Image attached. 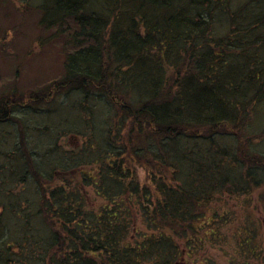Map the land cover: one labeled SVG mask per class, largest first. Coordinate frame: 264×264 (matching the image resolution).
<instances>
[{"label":"trees","instance_id":"obj_1","mask_svg":"<svg viewBox=\"0 0 264 264\" xmlns=\"http://www.w3.org/2000/svg\"><path fill=\"white\" fill-rule=\"evenodd\" d=\"M13 1L62 62L0 111L16 262L263 263L258 219L229 201L264 184V0ZM68 132L86 143L63 149Z\"/></svg>","mask_w":264,"mask_h":264},{"label":"rangeland","instance_id":"obj_2","mask_svg":"<svg viewBox=\"0 0 264 264\" xmlns=\"http://www.w3.org/2000/svg\"><path fill=\"white\" fill-rule=\"evenodd\" d=\"M34 17L32 14L23 12L17 1L0 0V111L4 109L5 105L6 107H11L12 104L10 103L15 98H18L19 95L22 96L23 100H27L31 95L30 91L40 89L51 79L59 76L62 64L60 51L52 48L55 46H48L46 47L47 49H42L37 42L35 43L37 39L35 36H37L38 30L33 21ZM60 114L66 117H71L72 115L67 110L60 111ZM35 118L36 120L39 119L37 116ZM69 123L73 124L70 121ZM86 139L85 135L68 132L59 138L58 143L63 149L71 150L81 147L86 143ZM250 197L252 201H249L250 203L240 202V207L231 200L229 204L236 209L239 221L243 220V216L250 215V213L254 218L258 219L264 245V184L253 191ZM90 199L93 204L101 203L100 200L93 197ZM26 204L24 202L21 204L25 207V210H27ZM236 224H238L237 221L225 228L227 236H230L232 230L238 226ZM4 226H7V223ZM11 234L16 236L17 232H12ZM8 240L13 239L7 238L6 243L0 241V264H5L4 260L8 258L13 260V264H23L22 262L17 263L16 259L22 258L21 261H26V253L16 247V242H11L10 247L13 253L9 254L6 246ZM233 241V238L230 240V244L226 241L224 246L229 250H233V246H231ZM220 246L223 245L215 242L211 250L216 252L220 260H222L223 258L225 259V256L219 250ZM260 264H264V262H260Z\"/></svg>","mask_w":264,"mask_h":264}]
</instances>
